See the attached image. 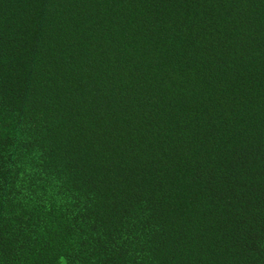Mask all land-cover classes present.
<instances>
[{
  "label": "trees",
  "instance_id": "1",
  "mask_svg": "<svg viewBox=\"0 0 264 264\" xmlns=\"http://www.w3.org/2000/svg\"><path fill=\"white\" fill-rule=\"evenodd\" d=\"M0 264H264V0H0Z\"/></svg>",
  "mask_w": 264,
  "mask_h": 264
}]
</instances>
